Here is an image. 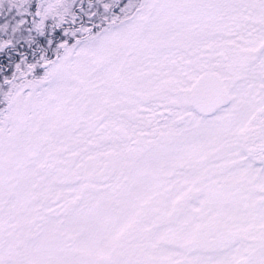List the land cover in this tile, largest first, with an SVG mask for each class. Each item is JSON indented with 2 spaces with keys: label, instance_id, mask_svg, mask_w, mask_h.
I'll use <instances>...</instances> for the list:
<instances>
[{
  "label": "snow or ice",
  "instance_id": "1",
  "mask_svg": "<svg viewBox=\"0 0 264 264\" xmlns=\"http://www.w3.org/2000/svg\"><path fill=\"white\" fill-rule=\"evenodd\" d=\"M0 264H264V0H0Z\"/></svg>",
  "mask_w": 264,
  "mask_h": 264
}]
</instances>
